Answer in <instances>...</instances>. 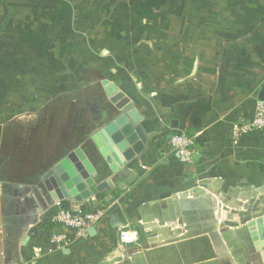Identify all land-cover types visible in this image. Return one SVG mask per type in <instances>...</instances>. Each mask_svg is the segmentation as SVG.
<instances>
[{
    "label": "crops",
    "instance_id": "obj_1",
    "mask_svg": "<svg viewBox=\"0 0 264 264\" xmlns=\"http://www.w3.org/2000/svg\"><path fill=\"white\" fill-rule=\"evenodd\" d=\"M103 79L129 97L146 135L118 174L98 130L116 111ZM263 83L264 0H0V264H218L205 239L185 255L180 241L150 249L142 214L198 183L216 203L237 189L240 211L253 187L248 210H264V131L232 133ZM176 133L194 141L189 162L168 145ZM70 151L75 175L95 185L87 207L104 211L87 236L50 251L59 227L49 217L70 202L54 164ZM72 189L78 201L89 195L85 183ZM233 217L228 261L264 264V239Z\"/></svg>",
    "mask_w": 264,
    "mask_h": 264
},
{
    "label": "water",
    "instance_id": "obj_2",
    "mask_svg": "<svg viewBox=\"0 0 264 264\" xmlns=\"http://www.w3.org/2000/svg\"><path fill=\"white\" fill-rule=\"evenodd\" d=\"M101 84L105 94L116 111L99 125L98 130L107 135L109 144L115 150L112 156L116 164H112L110 169L118 174V168H125L127 164L135 160L144 150L146 135L139 124L141 117L129 97L107 79H103ZM258 100L264 101V83L260 87ZM75 169L81 171L82 165L72 151L54 164V171L58 174L63 185L69 189L70 197H67V199L70 202L68 205L72 210L77 211L84 210L87 205L91 206L93 204L91 197L96 193V189L92 179L85 177L84 183L88 186L89 195L83 198V200H76L74 197L76 193L75 190L72 189V184L75 183L81 188L84 186V183H81V178L75 175ZM70 175L73 176L70 177ZM5 185L6 183L2 182L0 184L1 189H3ZM204 187L205 185L203 183H198L184 191L172 195L170 198L160 203L152 205V210H149V207H144V213L146 215L144 213L142 215L145 216V227L152 236L151 239L147 241L150 249L160 247L164 243H169L170 241H180L178 248L184 254L187 247L191 246L190 242L198 245V243H203L202 240L205 239L206 241H211L210 243L213 245L218 264H230L223 242L225 241L226 244H229L230 240L234 237L235 231H233L229 224L234 222V214L237 215L239 220L246 221L243 222V224H245L243 225V229L246 230L249 226L252 228L251 234L255 241L264 239V213H253L248 210L247 206L250 198L249 192L253 187H247V189L244 190L247 191V193L241 195L242 198L245 199V204L241 211L238 210L240 204L230 198L231 191L237 189L229 188L227 191L228 193L220 195L218 198L219 201L216 203L213 198L210 199V197H206L207 195L203 190ZM263 189L264 185L261 190ZM205 201L207 202L206 207H208V209H202V211L200 208H197V206H200L201 203ZM222 206L227 207L228 211L222 213ZM214 209H216L215 212ZM189 213H192V215ZM150 217L157 220V225L148 221ZM171 224L177 236L169 238L166 235L167 229L165 226ZM181 229H183V232L180 231ZM92 231L93 229H91V232ZM203 234H207V236L202 239L198 237ZM196 237L198 239L192 241L187 240ZM162 240L164 242H162ZM139 259V256H137V258L134 257L136 264H140L138 261ZM192 262H198V260H193ZM188 263L186 259H177V263L174 264ZM206 264H217V262L210 261Z\"/></svg>",
    "mask_w": 264,
    "mask_h": 264
},
{
    "label": "built area",
    "instance_id": "obj_3",
    "mask_svg": "<svg viewBox=\"0 0 264 264\" xmlns=\"http://www.w3.org/2000/svg\"><path fill=\"white\" fill-rule=\"evenodd\" d=\"M263 131L264 101L257 100L252 115L235 123L232 133L235 137H240ZM193 144V139L182 133L172 134L168 139V145L177 153L182 162H189ZM88 207L84 210L74 211L68 204L64 205L61 202L55 204V210L51 213L49 221L59 229L50 234V251L64 249L77 239L88 235V230L98 222L104 211L97 207L90 209Z\"/></svg>",
    "mask_w": 264,
    "mask_h": 264
},
{
    "label": "rangeland",
    "instance_id": "obj_4",
    "mask_svg": "<svg viewBox=\"0 0 264 264\" xmlns=\"http://www.w3.org/2000/svg\"><path fill=\"white\" fill-rule=\"evenodd\" d=\"M262 212L264 213V210Z\"/></svg>",
    "mask_w": 264,
    "mask_h": 264
},
{
    "label": "bare ground",
    "instance_id": "obj_5",
    "mask_svg": "<svg viewBox=\"0 0 264 264\" xmlns=\"http://www.w3.org/2000/svg\"><path fill=\"white\" fill-rule=\"evenodd\" d=\"M235 217V216H234Z\"/></svg>",
    "mask_w": 264,
    "mask_h": 264
}]
</instances>
